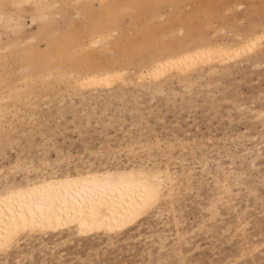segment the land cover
<instances>
[{
    "label": "rangeland",
    "instance_id": "1",
    "mask_svg": "<svg viewBox=\"0 0 264 264\" xmlns=\"http://www.w3.org/2000/svg\"><path fill=\"white\" fill-rule=\"evenodd\" d=\"M130 1L134 2L129 4L128 0L114 12L109 7L101 9L96 0L90 8L93 13L81 9L77 14L73 6L66 7L57 18L58 32L84 33L97 21L117 20V37L122 40L113 51L105 47L106 52L97 62L105 63L106 56L114 55L113 67L133 72L151 64L160 52L175 51L174 41L181 39L184 50L209 42L237 43L238 34L252 36L264 26V0ZM28 15L26 10L30 21ZM74 18L79 19L70 24ZM37 30L38 24L32 23L29 34ZM262 42L252 54L228 67H217L212 77L196 79L198 74L194 73L180 83L174 78L170 81L173 84H161L163 93L154 95L138 92L133 86V90L116 86L101 99H70L69 93L74 92H68L65 83L39 85L32 91L28 99L36 102L35 106L23 104L25 118L34 112L32 120H16L12 128L5 125L0 130V168L8 167L18 157L37 164L63 157L59 169L73 170L75 165H83L79 160L99 162L95 152L128 143L137 148L140 160L168 158L171 166L179 167L178 162L185 158L203 181H193L174 208L164 211L166 225L158 224L161 219L151 218L141 229L129 232L136 240L121 238L109 244L104 237H89L77 246L50 244L55 254L48 248L35 247L33 258L24 246L20 249L25 253L21 256L24 264H264ZM28 62L15 56L8 65L24 66ZM257 147L262 148L260 154L255 153ZM202 154L210 158L212 170L216 164L232 170L230 201L219 200L222 184L216 186L210 176L202 175L197 163ZM219 175L224 179L223 174ZM24 177L17 175L18 180ZM160 228L165 229L163 235L169 236L165 242L155 233ZM18 252L11 251L8 262L0 260V264H15Z\"/></svg>",
    "mask_w": 264,
    "mask_h": 264
},
{
    "label": "bare ground",
    "instance_id": "2",
    "mask_svg": "<svg viewBox=\"0 0 264 264\" xmlns=\"http://www.w3.org/2000/svg\"><path fill=\"white\" fill-rule=\"evenodd\" d=\"M93 1L0 0V130L5 125L12 128L16 120H32L34 112L25 118L23 104L35 106L36 102L28 97L39 85L55 87L65 83L67 91L74 92L69 93L70 99L80 96L88 101L101 99L108 91L116 90V86L130 89L133 86L138 92L154 95L163 93L165 89L161 84H173L170 81L174 78L180 83L186 75L194 73L198 74L196 79L212 77L217 67H228L242 56L252 54L264 41L263 25L252 36H235L237 43L209 42L184 50L185 45L180 39L174 41L175 51L160 52L151 64L143 63L138 70L130 72L113 67L114 55L106 56L105 63L97 62V58L101 59V54L106 52H103L105 47L113 51L122 40L117 37L120 31L117 20L97 21L84 33L58 32L57 18L66 7L71 9L73 6L77 14L81 9L93 13L90 9ZM96 1L101 9L109 7L112 12L128 2ZM162 1L154 0V4ZM26 10L30 21L26 18ZM78 19L70 20V24ZM32 23L38 24V30L31 35ZM183 30L181 27L180 31ZM15 56L29 62L24 66L8 65ZM261 149L257 147L255 153L260 154ZM145 150L143 146L142 151ZM136 152L134 144L128 143L117 148H104L93 153L99 162L79 160L82 166L75 165L73 170L65 171L59 169L63 157H57L53 162L44 159L40 164L18 157L8 167L0 168V260L8 262L10 252L18 250L15 264H24L21 256L25 253L20 250L24 246L30 249L28 255L33 258L35 247L48 248L55 254V248L50 244L77 246L89 237H104V242L109 244L121 238L136 240L137 237L129 232L141 229L151 218L161 219L158 224L166 225L164 211L174 208L175 201L192 182H202L203 177L195 175L196 167L188 165L185 158L180 159L177 167L176 164L171 166L168 158L165 161L150 157L140 160ZM209 162L210 158L202 154L197 162L202 175L210 176L216 186L222 184L219 200L230 201L232 170L216 164L218 172H215ZM18 174L25 177L18 180ZM219 174H223L224 179H220ZM168 205L170 208H166ZM213 205L219 209L216 201ZM176 225H180V221H176ZM162 231L165 229L160 228L155 233L165 242L169 236L163 235ZM53 238L60 240L51 241ZM63 256L60 253L59 257Z\"/></svg>",
    "mask_w": 264,
    "mask_h": 264
}]
</instances>
